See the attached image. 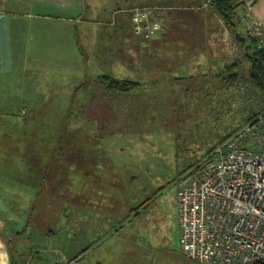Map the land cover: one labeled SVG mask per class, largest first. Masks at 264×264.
I'll list each match as a JSON object with an SVG mask.
<instances>
[{"label": "rangeland", "instance_id": "374dc122", "mask_svg": "<svg viewBox=\"0 0 264 264\" xmlns=\"http://www.w3.org/2000/svg\"><path fill=\"white\" fill-rule=\"evenodd\" d=\"M116 1L122 9L150 6L157 13L159 9L163 13L171 2L168 12L187 16L179 21L176 16L171 25L178 40L171 36L167 49L149 53L144 73L143 47L132 37L136 59L128 65L132 73L126 79L137 81V90L115 95L105 93L90 79L80 84L75 100L78 114L74 119L61 116L63 128L80 133L79 140L71 142L81 148L79 155L53 163L43 183L20 180L8 173L9 165L1 166L0 264H10V257L16 264H194L183 255L180 245L177 185L222 136L242 126L246 107L230 102L223 83L213 81L214 70L210 75L202 67L194 71L185 68V74L192 77L172 79V71L179 65L186 61L195 66L199 57L191 52L185 60L177 50L180 42H191L186 39L188 30H181L178 24L187 20L189 13L203 17V12H213L210 8L199 11L197 3L193 5L199 0H181L179 4L172 3L174 0H162L164 4L161 0ZM199 2L209 7L204 0ZM114 9H108L110 17ZM203 18L186 21V28L196 26L189 33L201 46L207 42L203 37L210 35L198 32ZM206 20L212 42L227 41L221 17L213 12ZM239 55L238 51L241 60ZM245 68H240L242 77ZM119 69L117 77L122 78ZM40 92L46 91L41 88ZM33 101L41 105L46 100ZM22 111L24 118L36 122L54 121L50 115L30 116ZM136 209L137 213L131 214ZM31 211L33 226L28 234L33 229V235L27 240L28 235L16 234L27 227ZM50 234L53 237L46 236ZM11 237L13 241L8 243ZM82 252L80 258L69 261Z\"/></svg>", "mask_w": 264, "mask_h": 264}, {"label": "crops", "instance_id": "0c3cea01", "mask_svg": "<svg viewBox=\"0 0 264 264\" xmlns=\"http://www.w3.org/2000/svg\"><path fill=\"white\" fill-rule=\"evenodd\" d=\"M180 1L174 0L172 3L179 4ZM199 1L193 4L195 6L197 3L199 11L210 8H204ZM236 1L243 3L250 13L248 23L251 25L252 21L259 20L264 30V0ZM160 3L164 4L162 0ZM168 3L163 13L159 9L154 14V19L161 22L165 32L160 37L142 42L133 35L131 14L132 9L143 7L140 5L122 9L116 0H0V113L23 115L24 109L30 116L50 115L54 121L46 118L38 124L48 130L66 129L63 128L65 119L61 116L67 115L70 109L78 114V104L71 100H76L80 84L90 81L97 83L101 75L117 77V68H120L118 76L129 78L127 76L132 73V67L128 65L132 59H136L132 56V42L136 40H132V37L138 39L143 47V73L147 70L145 61L149 59V53L167 49L171 36L178 40L172 32L176 28L171 25L175 24L177 14L168 12ZM113 7L117 9L110 17L108 9ZM212 13L203 12L204 18L195 12L189 13L188 19L178 24L181 30H188L189 37L186 39L191 42H180L177 50L183 52L185 60H188L191 52H196L199 57L195 66L185 61L172 71L173 80L192 77L187 71L188 75L185 74V68L194 71L202 67L212 75L213 70L218 72L238 60V51L241 52L240 59L243 57L241 47L225 27L223 32L227 41L212 42L210 24L206 20ZM186 16H177L178 21ZM198 16L203 18V26L198 32L210 34L208 38L203 37L207 39V42H201L203 46L197 44L192 33H189L196 26L186 28V21L191 18L200 20ZM116 52H119V59H116ZM41 88L46 92H40ZM34 99L46 101L36 105ZM9 107L14 110L9 111ZM56 116L60 117L56 119Z\"/></svg>", "mask_w": 264, "mask_h": 264}, {"label": "built area", "instance_id": "2783aa9c", "mask_svg": "<svg viewBox=\"0 0 264 264\" xmlns=\"http://www.w3.org/2000/svg\"><path fill=\"white\" fill-rule=\"evenodd\" d=\"M155 12L150 6L131 10L135 37L149 41L165 32ZM244 17L250 20V13ZM248 30L264 50L262 22L252 21ZM177 186L179 240L190 262L264 264V111L217 145Z\"/></svg>", "mask_w": 264, "mask_h": 264}, {"label": "trees", "instance_id": "16d2710c", "mask_svg": "<svg viewBox=\"0 0 264 264\" xmlns=\"http://www.w3.org/2000/svg\"><path fill=\"white\" fill-rule=\"evenodd\" d=\"M208 6L221 17L225 28L233 34L234 41L243 51L242 60L233 61L213 76V81L223 83L222 90L227 97H230L231 103L235 100L236 103L246 107V112L242 117L241 127H243L251 120V117L256 116L257 111H264V50L258 49L260 39L249 34L250 24L244 17L247 10L243 3H237L236 0H210ZM138 39L144 42V40ZM242 65L246 67V74L243 77L240 73ZM97 83L105 93H114L115 95L126 94L140 87L137 81L105 75L99 76ZM72 110H69L67 119H74L75 111L72 112ZM39 122L24 118V115L21 114L0 113V168L3 164L9 165L8 173L16 175L18 179L30 184L43 183L47 179L50 169L52 170L53 163H61L60 160L77 156L81 151L80 147L71 146V142L80 138L78 131L74 129L48 130L41 127ZM241 127L222 136L216 145L205 153L203 158ZM149 202L150 200L146 201L139 209L145 207ZM139 209L132 211L131 214L137 213ZM32 214L33 211L29 215L28 228H22L16 236L28 235L26 236L28 238L25 239H32L33 229L28 234V230L33 224L31 223ZM46 236L53 237V234ZM11 241H13V237L8 240V243ZM85 252L69 261H75ZM35 255L41 260L37 251H35ZM10 264H16L12 257H10Z\"/></svg>", "mask_w": 264, "mask_h": 264}, {"label": "water", "instance_id": "95a60500", "mask_svg": "<svg viewBox=\"0 0 264 264\" xmlns=\"http://www.w3.org/2000/svg\"><path fill=\"white\" fill-rule=\"evenodd\" d=\"M206 1H208V2H209L210 0H206Z\"/></svg>", "mask_w": 264, "mask_h": 264}]
</instances>
